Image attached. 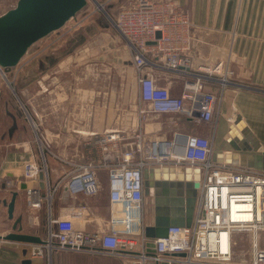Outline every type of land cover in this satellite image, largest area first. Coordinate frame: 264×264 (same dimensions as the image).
I'll use <instances>...</instances> for the list:
<instances>
[{
  "label": "built area",
  "instance_id": "built-area-1",
  "mask_svg": "<svg viewBox=\"0 0 264 264\" xmlns=\"http://www.w3.org/2000/svg\"><path fill=\"white\" fill-rule=\"evenodd\" d=\"M112 22L131 52L140 103L148 106L141 113L182 114L197 124L213 123L217 98L206 88L214 83L223 92L231 85L234 71L223 60L211 67H193L196 39L189 14L175 0H126ZM158 71L182 78L180 95L158 85ZM0 77H5L1 69ZM11 89L16 92L13 83ZM28 120L42 164L26 162L21 179L27 185L28 207L46 206L48 212L43 243L31 245L33 258L70 252L122 258L124 264H234L240 236L248 235L251 262L242 264H264V171L216 163L209 137L176 134L146 147L138 135L135 147L120 154L122 133L106 131L97 141L104 154L102 160L73 164L67 183L72 196H98V172H109L110 231L89 233L76 227L87 221L85 207L72 209L65 217H52L57 188L50 185L46 163V153L52 154L51 142L39 123L31 116ZM92 137L97 134L92 133ZM137 154L143 157L135 161ZM163 167L199 170L200 187L192 225L170 228L166 238L154 241L156 251L149 254L142 225L145 172ZM41 173L44 192L29 185ZM16 184L19 182L12 179L4 182L7 188ZM128 212L138 216V224L129 221Z\"/></svg>",
  "mask_w": 264,
  "mask_h": 264
},
{
  "label": "crops",
  "instance_id": "crops-1",
  "mask_svg": "<svg viewBox=\"0 0 264 264\" xmlns=\"http://www.w3.org/2000/svg\"><path fill=\"white\" fill-rule=\"evenodd\" d=\"M175 1L183 11L189 14L195 27L193 67L196 69L200 66L211 67L223 60L228 62L230 69L234 71V76L230 78L231 85L223 92L220 86L214 83L206 88L217 98L213 123L197 124L182 114H155L148 111L142 114L141 111L147 110L148 106L139 103L140 119L137 125L129 122L121 125L122 116L118 117L116 110L101 109L99 103L95 106L96 110H92L90 104L93 101H84V98L79 96L69 97L60 102L54 99L45 100L44 104L48 111L45 112V118L39 115L41 120L39 124L51 142L52 154H48L49 162L46 159V163L50 185L52 188H57L52 202L53 218L65 217L72 209L85 207L89 215L86 222L77 224L78 229L89 233L110 231L109 198L105 205L96 207L97 196H72L67 188L69 174L74 169L73 164L85 163L86 156H88L87 159L91 156L88 160H102L104 154L97 141L106 131L122 133L124 141L120 145L126 151L136 145L138 135L142 136L146 147L154 141L172 139L176 134L209 137L213 145L212 159L216 163L237 166L240 165V156L231 148L229 141L232 140L238 145L247 144L252 148L245 163L263 164L264 0ZM155 75L159 86L168 87L175 96L180 95L182 78L169 76L161 71L156 72ZM34 100L30 102V105L34 107V112L38 115L36 106L38 103L40 105V102L37 99ZM239 120H242V123L238 125ZM203 126L208 128L203 129ZM231 131L236 132L235 136L231 135ZM92 133H96L97 137H92ZM19 135L18 132V137ZM13 145L15 150L8 152L0 160L2 182L0 185V264H23L25 260H31L32 264H35L36 260L41 261L42 264H124L125 261L122 258L70 252H54L51 257L46 254L44 258H33L32 243L4 239L5 236L15 232L14 224L20 220L21 233L38 237L43 241L48 218L46 206L41 209L28 207L25 190L21 189L23 184H26L21 179L23 166L28 161L40 164L39 152L35 153L32 150V143L30 141L27 143L25 139L14 141ZM227 157L233 161L229 162ZM258 159L261 160L258 161ZM15 171L21 173L17 175ZM101 172L99 171V174ZM10 179L19 184L12 188L5 187L4 182ZM29 185L44 192L45 177L40 175ZM13 192H19V196L15 205L14 218L10 219L8 207L4 202H10ZM153 224L154 221L150 225ZM246 236L250 239V236ZM240 237L244 240V237ZM243 261L250 263L251 257L238 252L236 247L234 264H242Z\"/></svg>",
  "mask_w": 264,
  "mask_h": 264
},
{
  "label": "rangeland",
  "instance_id": "rangeland-1",
  "mask_svg": "<svg viewBox=\"0 0 264 264\" xmlns=\"http://www.w3.org/2000/svg\"><path fill=\"white\" fill-rule=\"evenodd\" d=\"M18 1L0 0V16L14 9ZM125 1L88 0L86 8L61 30L34 44L17 67L3 70L5 77H0V160L15 150L13 143L19 139H25L27 143L30 141L32 150L35 153L38 151L28 118L31 116L41 124L39 115L45 118L48 111L45 100L60 102L79 96L84 101H93L90 104L92 110H96L97 103L101 109L116 110L118 117L122 116L121 125L126 122L137 125L140 98L131 52L112 24ZM99 4L104 11L100 10ZM11 83L15 85V93ZM34 99L40 102L36 106L38 115L30 105ZM207 128L203 126V129ZM119 149L120 154L126 152L121 145ZM87 157L84 161H91L88 160L91 156ZM141 157L143 154L135 155V161ZM46 159L49 162L47 153ZM39 162L42 164L40 157ZM99 171H102L101 175L98 172L101 189L96 197V207L105 205L109 194V172ZM14 173L19 175L21 172ZM40 175L44 178V173ZM154 210V196H150L142 220L145 227L153 223ZM242 237L244 240L238 244V252L249 255V238L246 235ZM39 262L36 260L35 264Z\"/></svg>",
  "mask_w": 264,
  "mask_h": 264
},
{
  "label": "water",
  "instance_id": "water-1",
  "mask_svg": "<svg viewBox=\"0 0 264 264\" xmlns=\"http://www.w3.org/2000/svg\"><path fill=\"white\" fill-rule=\"evenodd\" d=\"M87 5L88 0H19L14 9L0 16V69L17 67L34 44L61 30ZM241 123L242 120H239L238 125ZM232 132L231 135L235 136L236 132ZM229 144L233 151L239 154L241 166L264 171V159L262 165L244 162L252 152V148L247 144L238 145L232 140ZM227 160L233 161L230 157H227ZM199 180V170L185 167L146 170V195L154 196L155 203L154 224L144 229L149 254L156 251L154 241L166 238L170 228L192 225L200 187ZM26 187V184H23L21 189L25 190ZM18 196L19 192H13L10 202H4L8 207L10 219L14 218ZM19 225L20 220L14 224L15 232L4 239L26 244L43 243L38 237L21 233ZM23 264H32V261L25 260Z\"/></svg>",
  "mask_w": 264,
  "mask_h": 264
},
{
  "label": "bare ground",
  "instance_id": "bare-ground-1",
  "mask_svg": "<svg viewBox=\"0 0 264 264\" xmlns=\"http://www.w3.org/2000/svg\"><path fill=\"white\" fill-rule=\"evenodd\" d=\"M127 215H128L129 221L132 224H138L139 218H138V216L136 214L128 212Z\"/></svg>",
  "mask_w": 264,
  "mask_h": 264
},
{
  "label": "flooded vegetation",
  "instance_id": "flooded-vegetation-1",
  "mask_svg": "<svg viewBox=\"0 0 264 264\" xmlns=\"http://www.w3.org/2000/svg\"><path fill=\"white\" fill-rule=\"evenodd\" d=\"M150 196L146 195V200H145V203H144V206H143V215L146 214V206H147V203H148V198ZM154 213H155V210H154Z\"/></svg>",
  "mask_w": 264,
  "mask_h": 264
},
{
  "label": "trees",
  "instance_id": "trees-1",
  "mask_svg": "<svg viewBox=\"0 0 264 264\" xmlns=\"http://www.w3.org/2000/svg\"><path fill=\"white\" fill-rule=\"evenodd\" d=\"M122 4H123V3H122ZM122 4H121V5H122ZM121 5H120V6H121ZM119 8H120V7H119ZM118 10H119V9H118ZM117 13H118V11H117ZM117 13H116V14H117ZM116 14H115V15H116ZM114 17H115V16H114ZM104 27H105V26H104ZM105 28H106V27H105Z\"/></svg>",
  "mask_w": 264,
  "mask_h": 264
}]
</instances>
